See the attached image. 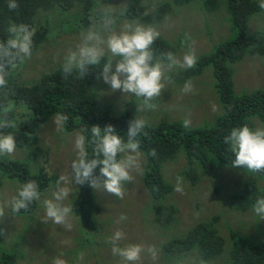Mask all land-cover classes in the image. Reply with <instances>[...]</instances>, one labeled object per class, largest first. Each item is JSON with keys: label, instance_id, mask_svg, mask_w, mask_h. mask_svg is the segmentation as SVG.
<instances>
[{"label": "trees", "instance_id": "trees-1", "mask_svg": "<svg viewBox=\"0 0 264 264\" xmlns=\"http://www.w3.org/2000/svg\"><path fill=\"white\" fill-rule=\"evenodd\" d=\"M191 1L174 0V3L181 5ZM196 1H201L210 13L220 4L219 0ZM17 3L19 7L10 10L8 0H0V41L7 40V29L11 23L27 24L35 30L32 38L33 53L44 42L79 30L76 29L78 25L83 28L89 26L90 17L102 8L101 0H17ZM258 4L259 0H224L233 34L215 43L209 51L197 55L195 68L170 73L171 80L181 85L210 68L212 85L222 109L215 122L211 125L191 124L186 129L183 127V118L164 119L149 124L146 129L149 135L140 137L141 151L146 158L142 183L151 200L148 223L154 214L155 218L161 219L165 224H170L175 219L176 208L166 203L172 186L163 175L165 162L182 156L185 164L181 174L193 186V190L200 182V173L221 180L214 185L213 192L219 207L212 213L204 211L200 221L187 228L181 237L163 242V255L167 259L185 258L194 250L204 263L264 264V236L262 233L258 235L264 220L259 221L253 211L255 201L264 197V172L248 174L245 169L238 172V167L232 168L234 153L224 143L225 136L234 127L248 124L255 128L253 118L264 122V89L259 87L236 94L233 78V64L237 61L246 55H264V34L260 30L247 33V21L259 11ZM170 10L169 1L161 2L149 10L145 0H127L118 16L151 25L159 22ZM153 48L157 56L167 51L175 53L173 44L162 35ZM62 65L63 63L56 65L29 85L18 83L11 70L7 94L0 91V119L7 115L15 122L14 128L0 129V132L13 134L17 147L27 146V154L30 156L41 151L38 145V127L55 113L68 116L64 127L68 132L81 131L83 128L90 130L93 125L103 128L111 124L124 136L133 119L127 107L129 102L123 113L114 115L91 89L93 79L102 72V65L91 67L84 79L77 78L75 74L65 78ZM22 104L27 107V112L18 110ZM152 149L156 150L155 156L150 154ZM43 151L47 155L48 149ZM89 154H92L91 148ZM226 169L232 171V175L228 176L230 180H223L227 175H222V172ZM0 173L17 179L21 187L29 180H35L40 191H43L51 179L45 163L33 171L27 159L17 160L7 156H0ZM95 174L99 175V169ZM36 203H32L28 210H33ZM70 205L80 231L89 238L91 234L99 235L102 223L98 222L96 215L101 207L96 202L93 188L89 184L81 185ZM196 205L199 206L200 203L197 202ZM227 207L232 212L240 211V217L252 216V221L244 222L233 215L232 220L224 218L223 212ZM28 210L22 209L20 212ZM223 218L224 223L219 224ZM221 226L226 227L225 233L221 232ZM2 235L0 225V241ZM50 240L57 243L54 239ZM45 252V248H41L40 253ZM17 257V251H3L0 264H14ZM176 261L180 264L179 260Z\"/></svg>", "mask_w": 264, "mask_h": 264}, {"label": "rangeland", "instance_id": "rangeland-1", "mask_svg": "<svg viewBox=\"0 0 264 264\" xmlns=\"http://www.w3.org/2000/svg\"><path fill=\"white\" fill-rule=\"evenodd\" d=\"M164 1L171 3V10L159 22L145 26L154 27L174 45L179 44L175 53L177 56L182 57L185 52L193 49L196 55L207 52L215 43L233 34L231 23L224 8V0H219V7L212 10L211 13L210 10L207 11L199 4H192V2L178 5L174 3V0H145L149 10ZM126 2L127 0H101V7L112 8L118 21L123 23L124 21H132L118 16L120 9L124 7ZM132 22L136 23V21ZM87 27L83 28L78 25L76 29L79 30L69 34H61L53 40L44 42L30 59L18 62L17 66L12 69L17 82L23 85L32 84L56 65L64 63L65 55L69 50L76 48L80 42L81 31ZM255 30H264V20L260 16L251 19L248 23V32ZM186 35L190 39L185 44ZM117 60L113 61V71ZM99 75L100 73L93 79L91 89L96 92L100 101L114 115L123 113L126 103L129 102L127 107H129L133 119L138 116L146 119L148 124L185 116V118H190L191 124L206 123L211 125L221 111L214 91L215 88L212 85L210 68L190 80L193 92L187 94L182 92L185 83L179 85L171 80L169 86L163 90L161 99L156 101L158 108L154 111L144 110L140 112H138L139 105L135 97H126V94L121 90L112 91L110 85L105 83L102 77L97 78ZM233 76L236 93L250 91L258 87L264 88V55H246L242 60L237 61L233 64ZM22 106H19L18 110L27 112V107L24 104ZM213 106H215V111H213ZM57 116V113L53 114L38 127V145L41 149L38 154L35 156L33 154L32 156L28 155L27 146H23L16 147L13 154L5 155L11 159H27L30 163V169L33 171H36L40 164L45 163V168L51 179L41 191V200L51 198L52 192L55 190V181L62 173L70 175L71 161L76 158L74 139L80 130L68 132L64 129L58 132L55 123ZM253 122L255 127H264V123L256 118H253ZM46 148L48 149L47 155L43 151ZM30 157L32 159H29ZM184 164L185 159L182 156L163 164L164 178L172 186L171 193L167 195L166 203L176 208L175 219L172 223L165 224L161 219L155 218V214L148 223L151 200L142 183L146 170V158L143 154V173L137 175L135 181L125 185L126 195L123 200L93 189L96 202L101 207L96 215L98 222L102 223L99 235L91 234L90 238L86 237L77 227L76 216L73 213L71 216L73 227L70 231L54 224L51 220L46 223L42 220L44 217L42 202L38 201L33 210L17 214L11 213L10 208H6L5 217L0 218L3 234L0 241V256L3 251H17L18 257L14 264H52L56 257L63 259L66 264H120V258L113 256L112 245L108 243L111 235L120 229L126 234V239L120 242L121 246L130 243L154 244L159 250L160 261L158 259L152 261L150 257L145 256L142 264H177L176 260L179 259L164 257L161 244L164 241L181 237L187 228L200 221L204 211L212 213L219 207L213 192L214 185L221 182L220 179H212L200 173V182L193 190V186L181 174ZM231 172V169L223 171L222 175H227L223 180H230L231 178L228 176L232 175ZM177 177L182 178L184 194L174 190ZM80 186L74 185L72 194L65 201L66 204L70 205L72 197ZM20 188L17 179L2 176L0 173V203L17 195ZM229 188L230 186H228ZM197 202L200 203L199 206L196 205ZM122 214H126V220H120ZM231 215L244 222H251L253 219L252 216L240 217V211L232 212L227 207L223 212V217L232 220ZM224 218L219 224L224 223ZM221 232H226L225 226H221ZM260 233L264 236V224H262L258 235ZM50 239H54L57 243ZM41 248H45L47 252L41 254ZM197 259H199L198 253L193 250L188 253L185 264L212 262L198 263ZM214 264H219V262Z\"/></svg>", "mask_w": 264, "mask_h": 264}, {"label": "clouds", "instance_id": "clouds-1", "mask_svg": "<svg viewBox=\"0 0 264 264\" xmlns=\"http://www.w3.org/2000/svg\"><path fill=\"white\" fill-rule=\"evenodd\" d=\"M191 2L205 9L201 1ZM7 6L10 10H15L19 4L17 0H8ZM258 7L259 11L247 21L248 34L253 32H248V23L251 19L260 16L264 20V0H259ZM90 20L89 26L80 33L79 44L74 50H69L64 57L62 65L64 77L75 74L77 78L84 79L91 67L102 65V72L97 78L102 77L112 91L121 90L126 97H135L139 105L138 112L154 111L158 108L156 101L161 99L163 90L171 83L170 73L173 70H189L197 66L198 57L194 49L185 52L182 57L177 56L175 53L179 44L174 45L170 41L175 47V53L167 51L157 56L153 45L161 34L154 27L145 26L150 24L143 25L132 21L120 23L115 11L110 7H102L90 17ZM7 31L9 33L7 40L0 41V91L5 95L11 70L18 62L30 59L33 54L32 38L35 30L24 23H11ZM260 32L264 34V30ZM189 39L190 37L186 35L184 43L186 44ZM114 60L117 62L113 71ZM182 92L186 94L193 92L191 81L185 83ZM215 110L213 106V111ZM220 113L221 111L218 115ZM67 120V115L56 117L58 132L64 130ZM182 123L186 129L191 126L188 117ZM148 126L146 119L136 116L129 122L128 131L124 136L120 135L111 124L103 128L93 125L90 130L81 129L74 139L76 158L71 161L70 175L62 173L59 176L55 181V190L51 198L41 200L42 192L39 185L35 180H29L23 184L17 195L0 203V218L5 217L6 208H10L11 213L17 214L22 209L28 210L32 203L41 201L44 208L42 220L46 223L51 220L54 224L70 231L73 227L71 223L73 209L65 201L72 194L74 185L89 184L97 191L106 192L123 200L126 195L125 185L135 181L136 176L143 173L140 137L149 135L146 131ZM14 127L15 122L7 115L0 119V129ZM224 143L229 146V151L234 153L235 158L231 161V165L234 169L238 167V172L244 169L248 174L264 172V127L253 128L248 124L234 127L225 136ZM16 147V138L13 134L0 132V156L13 154ZM150 154L155 156L156 150L152 149ZM97 169L99 175L95 174ZM174 190L184 194L182 178L177 177ZM253 211L259 221L264 220V197H259L255 201ZM126 219V214H122L120 220ZM124 239L126 234L118 229L108 240L112 245L111 252L113 256L120 258V264H142L145 256L150 257L152 261L161 260L158 257L159 250L154 244L130 243L121 246L120 242ZM182 257L179 258L180 264H185L186 257ZM197 262L203 261L199 258ZM214 263L216 262L206 264ZM52 264H66V262L56 257Z\"/></svg>", "mask_w": 264, "mask_h": 264}]
</instances>
